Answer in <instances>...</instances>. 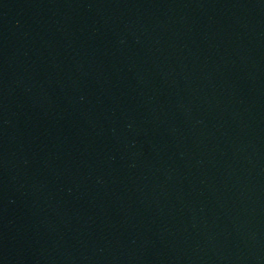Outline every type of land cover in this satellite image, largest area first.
I'll use <instances>...</instances> for the list:
<instances>
[{
    "label": "water",
    "instance_id": "obj_1",
    "mask_svg": "<svg viewBox=\"0 0 264 264\" xmlns=\"http://www.w3.org/2000/svg\"><path fill=\"white\" fill-rule=\"evenodd\" d=\"M22 264H264V0H62Z\"/></svg>",
    "mask_w": 264,
    "mask_h": 264
}]
</instances>
